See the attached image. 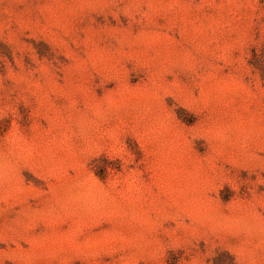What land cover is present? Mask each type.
I'll return each instance as SVG.
<instances>
[{
    "label": "rangeland",
    "instance_id": "rangeland-1",
    "mask_svg": "<svg viewBox=\"0 0 264 264\" xmlns=\"http://www.w3.org/2000/svg\"><path fill=\"white\" fill-rule=\"evenodd\" d=\"M254 54L264 0H0V264H264Z\"/></svg>",
    "mask_w": 264,
    "mask_h": 264
},
{
    "label": "trees",
    "instance_id": "trees-1",
    "mask_svg": "<svg viewBox=\"0 0 264 264\" xmlns=\"http://www.w3.org/2000/svg\"><path fill=\"white\" fill-rule=\"evenodd\" d=\"M259 56V57H258ZM263 57L262 55H255L253 56V61L251 62L252 67L260 72V76L262 80H264V59L260 58Z\"/></svg>",
    "mask_w": 264,
    "mask_h": 264
}]
</instances>
